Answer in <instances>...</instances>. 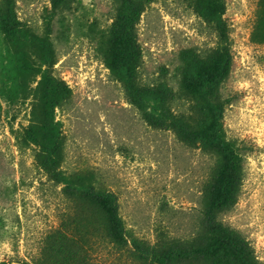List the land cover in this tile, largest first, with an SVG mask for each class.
Returning a JSON list of instances; mask_svg holds the SVG:
<instances>
[{
	"label": "rangeland",
	"instance_id": "374dc122",
	"mask_svg": "<svg viewBox=\"0 0 264 264\" xmlns=\"http://www.w3.org/2000/svg\"><path fill=\"white\" fill-rule=\"evenodd\" d=\"M212 1L0 0V264H151L135 242L196 238L231 165L218 218L264 264V0Z\"/></svg>",
	"mask_w": 264,
	"mask_h": 264
},
{
	"label": "trees",
	"instance_id": "16d2710c",
	"mask_svg": "<svg viewBox=\"0 0 264 264\" xmlns=\"http://www.w3.org/2000/svg\"><path fill=\"white\" fill-rule=\"evenodd\" d=\"M56 2L57 0H54V6ZM129 2L137 4L136 0H129ZM212 2L210 9L213 10V15L219 22L224 14V5L220 0H213ZM136 19L139 20L140 15ZM220 28H226L225 24H221ZM110 68L112 72H116L115 65ZM132 73L133 70H130V77L125 82L129 86L131 95L133 91L131 84L134 83V77H131ZM63 89L66 90L67 88ZM63 91L62 88L58 90V96L64 95ZM141 94L140 90L133 91L132 97L136 103L142 102ZM145 116L150 121H169L172 124L176 121L174 116L164 111L153 114L145 112ZM241 182V173L232 165L221 181L208 180L203 189L204 204L200 212L199 230L196 238L179 239L162 233L155 244L145 245L139 240L136 241L135 249L141 257L144 256V253H149L151 264H224L223 255L229 253L233 255L235 264H261L249 243L218 218L220 211L229 209L237 202ZM86 194L94 201L106 204L115 226L114 231L117 235H122L125 232V226L119 217L117 196L113 192L97 190L93 185L86 186ZM197 238L203 240L201 247L195 246Z\"/></svg>",
	"mask_w": 264,
	"mask_h": 264
}]
</instances>
